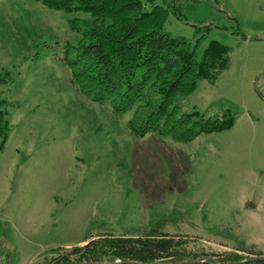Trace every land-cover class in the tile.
Here are the masks:
<instances>
[{"label": "rangeland", "instance_id": "374dc122", "mask_svg": "<svg viewBox=\"0 0 264 264\" xmlns=\"http://www.w3.org/2000/svg\"><path fill=\"white\" fill-rule=\"evenodd\" d=\"M139 1L147 10L162 6ZM182 13L186 22L169 14L164 32L189 42L197 61L211 41L231 52L213 84L198 82L174 104L180 113L235 114L230 129L187 143L133 136L132 111L116 115L70 83L63 60L75 59L90 15L0 0V100L8 122L0 264L33 263L78 239L150 230L189 237L212 256H264V101L256 92L264 97V0L189 3Z\"/></svg>", "mask_w": 264, "mask_h": 264}, {"label": "trees", "instance_id": "16d2710c", "mask_svg": "<svg viewBox=\"0 0 264 264\" xmlns=\"http://www.w3.org/2000/svg\"><path fill=\"white\" fill-rule=\"evenodd\" d=\"M33 1L50 10L90 15L91 19L83 22L75 59H65L63 64L70 83L82 96L99 104L108 102L116 115L132 111L127 128L133 136L155 134L187 143L233 126L231 110L212 118L197 111L180 113L174 104L175 99L191 95L198 82L213 84L228 67L229 47L211 41L197 61L189 42L164 32L169 14L186 22L182 13L185 4L210 0H160L162 6L153 5L150 10L139 0ZM70 26L80 32L74 20ZM256 92L264 101L261 92ZM3 104L0 100V150L8 134ZM208 255L195 250L188 237L150 230L144 236L106 234L82 247L53 248L31 264H177ZM233 258L224 262L239 261Z\"/></svg>", "mask_w": 264, "mask_h": 264}, {"label": "built area", "instance_id": "2783aa9c", "mask_svg": "<svg viewBox=\"0 0 264 264\" xmlns=\"http://www.w3.org/2000/svg\"><path fill=\"white\" fill-rule=\"evenodd\" d=\"M229 251H231V250H229ZM232 254H235V255H237L239 257L241 255H245V254H241L240 252H237V251H232ZM252 257L258 258V257H263V256H248V255H245L243 259L247 260V259L252 258ZM222 258H223L222 255L219 256V257H214L212 259H207V258L202 257V258H199L197 260L196 264H221ZM180 264H186V263H180Z\"/></svg>", "mask_w": 264, "mask_h": 264}, {"label": "crops", "instance_id": "0c3cea01", "mask_svg": "<svg viewBox=\"0 0 264 264\" xmlns=\"http://www.w3.org/2000/svg\"><path fill=\"white\" fill-rule=\"evenodd\" d=\"M150 232V231H149ZM149 232H145L143 234H141L140 236H144V235H147ZM164 234H167V235H171V236H175L174 234H168V233H164ZM124 236V235H122ZM176 236H179V235H176ZM96 236H92L90 238H83V239H78V240H74L70 243H66L64 244L63 246H60L61 248H70V247H82L84 246L88 241H90V239L94 238ZM43 253V252H42ZM42 254H40L39 258L41 257ZM38 258V259H39ZM29 264H31L29 262Z\"/></svg>", "mask_w": 264, "mask_h": 264}, {"label": "water", "instance_id": "95a60500", "mask_svg": "<svg viewBox=\"0 0 264 264\" xmlns=\"http://www.w3.org/2000/svg\"><path fill=\"white\" fill-rule=\"evenodd\" d=\"M197 261H191V262H188L186 264H196ZM264 263V257H253V258H249L247 260H245L244 262H241V263H232V264H242V263ZM115 264H119L118 262H116ZM127 264H134V263H127Z\"/></svg>", "mask_w": 264, "mask_h": 264}]
</instances>
